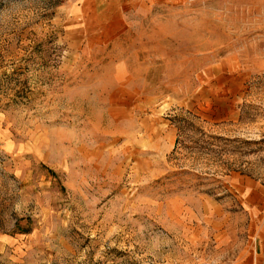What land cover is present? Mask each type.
Returning a JSON list of instances; mask_svg holds the SVG:
<instances>
[{"label":"rangeland","instance_id":"rangeland-1","mask_svg":"<svg viewBox=\"0 0 264 264\" xmlns=\"http://www.w3.org/2000/svg\"><path fill=\"white\" fill-rule=\"evenodd\" d=\"M264 0H0V264H256Z\"/></svg>","mask_w":264,"mask_h":264},{"label":"crops","instance_id":"crops-1","mask_svg":"<svg viewBox=\"0 0 264 264\" xmlns=\"http://www.w3.org/2000/svg\"><path fill=\"white\" fill-rule=\"evenodd\" d=\"M256 264H264V223L256 237Z\"/></svg>","mask_w":264,"mask_h":264}]
</instances>
